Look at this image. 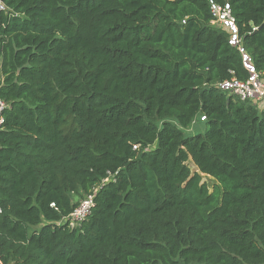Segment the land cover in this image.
I'll list each match as a JSON object with an SVG mask.
<instances>
[{
    "label": "trees",
    "instance_id": "1",
    "mask_svg": "<svg viewBox=\"0 0 264 264\" xmlns=\"http://www.w3.org/2000/svg\"><path fill=\"white\" fill-rule=\"evenodd\" d=\"M0 3V264H264V0Z\"/></svg>",
    "mask_w": 264,
    "mask_h": 264
},
{
    "label": "built area",
    "instance_id": "2",
    "mask_svg": "<svg viewBox=\"0 0 264 264\" xmlns=\"http://www.w3.org/2000/svg\"><path fill=\"white\" fill-rule=\"evenodd\" d=\"M3 5L0 3V10H3ZM210 14L212 16L211 24L221 26L231 34L230 44L237 43V27L235 20L231 15L228 5L220 6L210 2ZM254 30V29H253ZM244 66L249 72V78L245 81H239L235 78L217 83L215 86L227 93L229 96H234L242 102H248L259 109H264V75L257 73L249 64L246 56H243ZM2 107L3 104L0 103ZM1 123V121H0ZM53 207L54 205L51 204ZM93 206V195H87L73 211L63 218V222L67 223L70 228L78 227L89 215Z\"/></svg>",
    "mask_w": 264,
    "mask_h": 264
},
{
    "label": "rangeland",
    "instance_id": "3",
    "mask_svg": "<svg viewBox=\"0 0 264 264\" xmlns=\"http://www.w3.org/2000/svg\"><path fill=\"white\" fill-rule=\"evenodd\" d=\"M202 122H203L202 119L199 118V120H196L194 127L196 125H198L199 126L198 128L200 130H202L203 129V125H202L203 123ZM189 165L191 168V172H195L196 170H195L194 166L191 163H189ZM200 177H201V182L204 183L208 187L209 190H211L212 187L215 185V181L212 178H210L209 176L204 175V174H200Z\"/></svg>",
    "mask_w": 264,
    "mask_h": 264
}]
</instances>
